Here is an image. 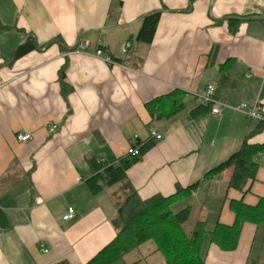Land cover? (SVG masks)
Instances as JSON below:
<instances>
[{
	"label": "crops",
	"instance_id": "obj_1",
	"mask_svg": "<svg viewBox=\"0 0 264 264\" xmlns=\"http://www.w3.org/2000/svg\"><path fill=\"white\" fill-rule=\"evenodd\" d=\"M190 2L0 0V264H86L110 244L117 236V188L90 192L89 159L118 163L134 157L128 150L137 143L152 142L126 172L140 198L168 197L199 182L174 207L178 212L190 205L188 235L199 223L209 230L217 223L231 226L232 201L255 206L264 197V153L257 154L256 178L244 191L230 186L233 167L205 178L246 139L264 143V126L257 130L259 122L239 109L258 102L264 111V19H241L235 33L225 20L264 15V0H195L188 10ZM163 8L176 12L161 14L152 43L138 42L142 20L135 21ZM124 24L84 36L85 46L75 51L52 44L5 66L29 35L41 47L55 39L73 47L82 33ZM127 43L140 67L117 61L126 57ZM98 48L116 63L96 56ZM228 60L235 67L222 81L220 66ZM65 64L67 99L59 80ZM209 84L216 85V102L229 107L220 116L212 106L192 114ZM175 90L184 92L182 110L168 117V106L154 117L147 103ZM152 130L162 139L151 137ZM20 134L31 138L20 142ZM69 206L75 215L64 220ZM260 228L245 223L234 250L208 245L206 264H264V243L258 249L256 241ZM147 244L112 264H164Z\"/></svg>",
	"mask_w": 264,
	"mask_h": 264
},
{
	"label": "trees",
	"instance_id": "obj_2",
	"mask_svg": "<svg viewBox=\"0 0 264 264\" xmlns=\"http://www.w3.org/2000/svg\"><path fill=\"white\" fill-rule=\"evenodd\" d=\"M195 0H191L188 10L192 8ZM161 14H153L142 19L141 28L136 36L138 42L150 44L154 40ZM245 17L228 16L232 33H235L241 19ZM61 41V39H58ZM80 45V43H79ZM78 45V47H79ZM77 47V49H78ZM36 47L35 40L29 38L28 42L18 46L11 59L15 60L33 51ZM64 51L66 48H62ZM76 49V50H77ZM119 63L129 65L132 61L140 67L142 60L133 57L132 52H127L126 57L117 60ZM65 64L59 72V80L63 96L68 98L70 85L67 82ZM220 69L221 79L225 81L231 70L235 67V61L228 60L222 64ZM184 92L175 90L172 93L156 98L147 103L154 117L166 114V107L170 106L166 116L172 117L182 110L184 105ZM210 106L200 104L192 111L199 114ZM264 122H259L257 130H261ZM137 144L134 146L137 147ZM152 145L146 142L139 146L140 155ZM264 153V143L260 145L250 144L246 139L238 152L234 153L228 160L222 162L214 169L205 174V178H211L228 167L234 168L230 186L244 191L248 182L256 178L259 162L256 156ZM140 155L122 158L118 163H108L92 157L89 162L94 169V175L87 180V185L93 195L104 191L105 187L117 188L113 193L116 202V214L112 220L117 236L115 239L99 251L86 264H112L118 259H126L134 255L146 243H152L155 248L153 252L163 256L164 264H206V250L210 244H216L222 250H234L238 246L242 227L249 222L264 228V197L257 205L251 206L243 200L232 201L231 208L236 215L233 225L228 226L217 223L209 230L205 223H199L193 233L188 235L184 230V223L190 214V205H184L178 212L174 207L190 197L191 191L197 188L199 182L187 187H178L177 191L168 197L155 195L148 199H142L137 191L128 182L127 169L136 162ZM119 189V190H118ZM264 243V232H263ZM57 264H70L61 261Z\"/></svg>",
	"mask_w": 264,
	"mask_h": 264
},
{
	"label": "built area",
	"instance_id": "obj_3",
	"mask_svg": "<svg viewBox=\"0 0 264 264\" xmlns=\"http://www.w3.org/2000/svg\"><path fill=\"white\" fill-rule=\"evenodd\" d=\"M80 45H81V47L85 46L82 43ZM130 47H131V45L129 43L124 45V47L122 49V53L126 54L129 51ZM95 55L104 59L108 63H111V64L116 63V61L113 60L109 54L105 53V51L102 48H98L95 52ZM215 92H216V85L215 84H209L207 86L206 90L202 94H200L198 96V98L203 105L212 106V113L220 116L222 114V111L225 108H228L229 106L226 104H223V103L216 102V100L214 98ZM239 109L246 115V117L248 119L254 120L257 122H264V111H263L260 103L256 102L253 105L241 104ZM55 127L56 126H54V128ZM150 136L155 138L156 140H160L163 137L161 133H159L155 130L150 131ZM30 138H31L30 134L18 135V140L20 142H27L30 140ZM128 154L133 155V156L140 155L139 148L133 145L128 150ZM79 180H81V178ZM74 215H75V208L72 206H69L67 213L64 215L63 219L64 220H71L74 217ZM44 252H48V249L45 248Z\"/></svg>",
	"mask_w": 264,
	"mask_h": 264
},
{
	"label": "water",
	"instance_id": "obj_4",
	"mask_svg": "<svg viewBox=\"0 0 264 264\" xmlns=\"http://www.w3.org/2000/svg\"><path fill=\"white\" fill-rule=\"evenodd\" d=\"M213 2V0H212ZM191 10V9H190ZM165 12H176V11H173V10H170V9H166V8H163V9H158V10H155V11H152V12H149V13H146L144 15H141L135 22H139L140 20H142L143 18L147 17V16H150V15H153V14H162V13H165ZM228 18V17H225V19ZM244 19L246 20H254V19H264V15H254V16H250V17H245ZM125 26H128V25H117V26H114V27H108V28H104L102 30H93V31H88V32H85V33H82L78 36L77 38V41H76V44L73 46V47H68L67 45H65L64 43H62L60 40L58 39H55L53 41H50L49 43H47L44 47H41L35 37V35H29L27 37H25L24 39H22V41L20 42V45H22L23 43H25L26 41H28L29 38H33L35 40V43H36V47L38 50H43V49H46L47 47H49L50 45L52 44H59L61 45L62 47H65L67 50L69 51H75L80 43V41L82 40V38L84 36H87V35H90V34H95V33H108L114 29H118V28H122V27H125ZM15 60V57H13L8 63L5 64V66L7 65H10L12 62H14ZM3 66V65H2ZM2 67L0 66V69Z\"/></svg>",
	"mask_w": 264,
	"mask_h": 264
},
{
	"label": "rangeland",
	"instance_id": "obj_5",
	"mask_svg": "<svg viewBox=\"0 0 264 264\" xmlns=\"http://www.w3.org/2000/svg\"><path fill=\"white\" fill-rule=\"evenodd\" d=\"M163 7H165V5H162ZM176 211V208H174V212ZM263 232H264V228L263 227H261L260 229H259V232H258V234H257V236H256V241H259L260 243L257 245L258 246V249H261L260 247H262V243H263ZM147 245H152V243H149V244H147ZM149 246H146L145 247V249H147ZM255 253H257V250H256V252ZM263 255H264V252H263ZM264 259V258H263Z\"/></svg>",
	"mask_w": 264,
	"mask_h": 264
}]
</instances>
